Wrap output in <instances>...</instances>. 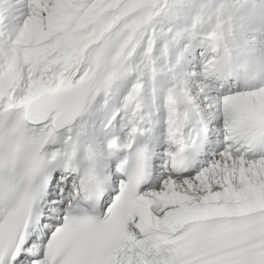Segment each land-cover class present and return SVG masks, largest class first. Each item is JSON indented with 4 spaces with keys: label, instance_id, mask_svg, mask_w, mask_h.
<instances>
[{
    "label": "snow or ice",
    "instance_id": "obj_1",
    "mask_svg": "<svg viewBox=\"0 0 264 264\" xmlns=\"http://www.w3.org/2000/svg\"><path fill=\"white\" fill-rule=\"evenodd\" d=\"M0 264H264V0H0Z\"/></svg>",
    "mask_w": 264,
    "mask_h": 264
}]
</instances>
